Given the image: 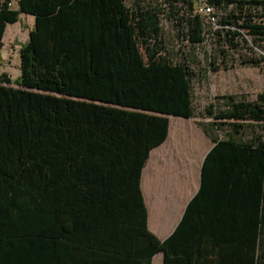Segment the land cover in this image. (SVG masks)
<instances>
[{
    "label": "trees",
    "instance_id": "obj_1",
    "mask_svg": "<svg viewBox=\"0 0 264 264\" xmlns=\"http://www.w3.org/2000/svg\"><path fill=\"white\" fill-rule=\"evenodd\" d=\"M127 1L20 0L18 10H0V50L8 24L21 13L36 16L21 76L0 75V264H52L57 239L72 237L63 233L96 229L101 220L108 228L124 210L146 242L143 264L161 251L165 264H192L191 251L172 257L170 240L149 232L140 180L151 150L168 136L165 115L194 117L195 73L162 55V8ZM185 23L190 42H202L201 22ZM213 109L221 131L226 122L235 134L253 128L242 145L257 184L246 257L198 256L201 264H264V136L255 134L264 131V93L255 101L217 97ZM237 142L231 135L217 147Z\"/></svg>",
    "mask_w": 264,
    "mask_h": 264
},
{
    "label": "crops",
    "instance_id": "obj_2",
    "mask_svg": "<svg viewBox=\"0 0 264 264\" xmlns=\"http://www.w3.org/2000/svg\"><path fill=\"white\" fill-rule=\"evenodd\" d=\"M8 1L12 10L19 9L20 0ZM35 28L36 16L27 13H21L17 23L8 24L0 50V75L6 74L13 81L21 76V49L29 43ZM165 117L169 119L168 136L151 150L140 180L149 232L161 242L170 240L172 257L191 251L192 264L203 263L205 256L198 255L205 252L222 253L223 258L244 252L246 257L250 197H254L257 184L250 152L242 145L247 134L223 132L213 125L214 118L202 121L195 116ZM231 135L238 141L236 147H217L229 141ZM263 189L262 183L261 199ZM118 200L120 204L127 202ZM118 214L119 211L116 218ZM126 216L124 210L118 216L119 223L108 228L101 220L96 229L63 233L72 237L57 239L52 264H143L146 242L139 237L134 219L128 222ZM54 231L58 234L56 230L49 232ZM165 258L164 251L158 252L151 256V264H165Z\"/></svg>",
    "mask_w": 264,
    "mask_h": 264
},
{
    "label": "built area",
    "instance_id": "obj_3",
    "mask_svg": "<svg viewBox=\"0 0 264 264\" xmlns=\"http://www.w3.org/2000/svg\"><path fill=\"white\" fill-rule=\"evenodd\" d=\"M131 1L135 3L136 0ZM180 2L181 11L173 17L184 27L179 38L184 43H191L186 18L199 20L203 27V41L191 43L197 64L207 61L208 71H212L215 67L254 61L264 69V0ZM4 5L13 9L10 1L0 0V10ZM160 26L167 27L163 12L160 14Z\"/></svg>",
    "mask_w": 264,
    "mask_h": 264
},
{
    "label": "rangeland",
    "instance_id": "obj_4",
    "mask_svg": "<svg viewBox=\"0 0 264 264\" xmlns=\"http://www.w3.org/2000/svg\"><path fill=\"white\" fill-rule=\"evenodd\" d=\"M134 2L127 1V6L132 7ZM141 5L162 7L163 16L166 18L167 27L161 28L162 55L172 63L187 62L194 76L191 81L194 116L202 121L213 118V105L217 97L239 95L246 97L248 101H255L257 96L264 93V69L254 61L236 63L215 67L208 71L206 63L197 64L193 45L184 43L179 36L183 34L184 27L175 22L173 17L181 11L182 2L172 0H145ZM260 127V126H259ZM231 130L229 122L222 127L223 132ZM250 137L253 128L243 131ZM257 135H263L262 128H257Z\"/></svg>",
    "mask_w": 264,
    "mask_h": 264
}]
</instances>
